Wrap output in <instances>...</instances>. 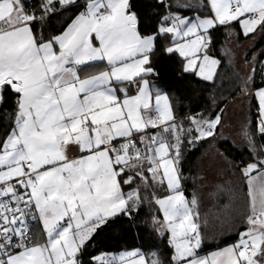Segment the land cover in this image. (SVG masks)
Returning a JSON list of instances; mask_svg holds the SVG:
<instances>
[{"label": "snow or ice", "instance_id": "snow-or-ice-1", "mask_svg": "<svg viewBox=\"0 0 264 264\" xmlns=\"http://www.w3.org/2000/svg\"><path fill=\"white\" fill-rule=\"evenodd\" d=\"M237 25L264 31V0H0V264H264V62L253 57L241 86L258 101L243 130L251 158L216 150L247 182L246 228L210 259L183 166L226 142L224 110L182 112L160 83L175 58L214 81L215 34L229 41ZM146 207L166 248L90 252L106 228H139Z\"/></svg>", "mask_w": 264, "mask_h": 264}, {"label": "trees", "instance_id": "trees-1", "mask_svg": "<svg viewBox=\"0 0 264 264\" xmlns=\"http://www.w3.org/2000/svg\"><path fill=\"white\" fill-rule=\"evenodd\" d=\"M138 4L145 3L146 0H136ZM239 37V26L236 27ZM217 43L213 51V55L221 60L220 68L217 76L213 82L202 81L198 77H194L190 74H182L179 58L165 61L160 67L161 83L168 91L170 97L174 101H178V110L187 112L189 109L192 111L210 110L212 114L219 112L221 109L225 111L228 103L232 101L235 96L241 94V86L243 82V76L240 74L235 62L227 59L223 54V47L227 41L224 38V30L217 32ZM264 44V36L254 46L253 50L257 51ZM254 53V52H253ZM263 53V52H261ZM261 53L257 56V60L264 62V55ZM256 83H260V75L256 76ZM251 114L253 127L255 128L258 116V104L255 98H252L251 102ZM223 111V113H224ZM226 142L218 141L215 145L220 151H224L225 148L229 149V158L237 162L241 159H250V153L246 145H237L232 142L230 138L225 137ZM258 144H264V141L259 140ZM213 144L203 143L199 146L198 150H192L187 155V160L183 166V172L188 179L183 181L185 193L191 198L194 194L196 182L198 179L201 157L205 151H207ZM231 177L227 181L229 184L228 190H222L220 192L219 205L216 206L214 212H209L206 215L200 210L201 221L203 227V234L205 236L204 245L206 248L221 246L238 236V232L245 228L243 213L246 211L247 206L240 207L235 206L234 211L240 212V216H233L230 219H226L223 215L227 206L223 205L224 199L227 201L238 200L240 195L246 193V181L241 178L240 173L231 168ZM230 195V196H229ZM243 198V197H240ZM155 209L149 210L147 207L140 213V227L134 229H127L126 227L115 226L112 228H106L103 232H100L95 240V247L90 249L93 255H99L103 252L121 251L124 249L140 248L144 251L149 249L166 248V242L161 245L160 241L151 234V229L146 227L143 223L144 220L151 217ZM220 214V219L218 218ZM242 215V216H241ZM217 216V217H216ZM222 217V218H221ZM239 225V231L232 233L231 231L236 225ZM38 227V225H37ZM37 227L35 234H37ZM231 229V230H230ZM230 231L232 234H230Z\"/></svg>", "mask_w": 264, "mask_h": 264}, {"label": "rangeland", "instance_id": "rangeland-1", "mask_svg": "<svg viewBox=\"0 0 264 264\" xmlns=\"http://www.w3.org/2000/svg\"><path fill=\"white\" fill-rule=\"evenodd\" d=\"M230 49V53L225 55V52ZM254 52V53H253ZM256 52L252 48V43L242 42L233 38L231 35L229 41L223 47L224 56L233 60L240 72V74L245 78L249 73V65L253 63V57H256ZM236 101V100H235ZM239 103L232 104L229 103L227 109L223 114V124L222 129L223 136H230L235 138L240 132V129L244 130L249 127L252 122V108L250 107V112L246 113L244 111L238 112L235 109L234 115L232 112L233 108L238 107ZM240 106V105H239ZM253 130V129H252ZM251 131V128L249 129ZM238 142V141H236ZM237 145L243 146V141L237 143ZM217 147L212 145L201 157L200 169L198 174V179L196 182V187L194 189V194L198 197L200 202V210L206 215L209 212H214L217 208L214 204V196L220 193L217 187L224 186L231 177L232 169L228 167L225 162L216 155ZM222 191V190H221ZM126 252V251H125ZM120 254L114 255L117 258ZM112 255L109 254V257Z\"/></svg>", "mask_w": 264, "mask_h": 264}, {"label": "crops", "instance_id": "crops-1", "mask_svg": "<svg viewBox=\"0 0 264 264\" xmlns=\"http://www.w3.org/2000/svg\"><path fill=\"white\" fill-rule=\"evenodd\" d=\"M240 29V28H239ZM240 34L243 36L242 38H240L239 37V35H237V30H236V28L233 30V32H232V34H233V38H235L236 40H239V41H242V42H248V43H252V48H254V46L261 40V38L264 36V31H262V30H260L259 28L257 29V31H256V33H254V34H250L248 37H245L243 34H242V30L240 29ZM258 51L259 52H256L257 54H256V57L261 53V52H263L264 53V44L261 46V48H259L258 49ZM216 57V56H215ZM217 58V57H216ZM81 68H82V72H81V75H84L85 73H87V72H95V71H97L98 69L96 68V67H89V66H87V65H85V66H81ZM219 68H220V66L218 67V69H217V73H218V71H219ZM216 78V77H215ZM215 80V79H214ZM207 82H213V81H207ZM161 83V82H160ZM161 85L163 86V84L161 83ZM163 88H164V86H163ZM165 89V88H164ZM166 90V89H165ZM167 91V90H166ZM168 92V91H167ZM169 94V93H168ZM252 98H254V97H249V96H246V95H244L243 93H241V94H239L238 96H235V98H233L232 99V101L230 102V103H232V104H236V103H239L238 104V107H235V108H233V110H232V112H234L235 111V109H237L238 110V112H240V111H244V112H246V113H248V112H250L249 110H250V107H251V102H252ZM236 100V101H235ZM256 100V99H255ZM256 102H257V104H258V101L256 100ZM240 105V106H239ZM227 106H229V103H228V105ZM226 109H227V107H226ZM225 109V110H226ZM225 112V111H224ZM224 114V113H223ZM237 113L236 112H234V115H236ZM251 128V131H254L255 130V128L253 127V125H251V124H249V127L247 128L248 130ZM253 129V130H252ZM222 131V130H221ZM226 137H228V138H230L231 139V141L232 142H234V143H240V141H243V145H246L247 146V144H246V141L243 139V130L242 129H240V132L236 135V137L235 138H232V137H230V136H226ZM236 141H238V142H236ZM246 181V180H245ZM246 183V193L242 196V195H240L239 197H238V200H236V199H233V201H227L228 199H224V203H223V205H225V206H227V208L224 210L225 212L223 213V215L226 217V219H230L231 217H235V216H240V212H238L237 211V213L234 211V208L233 209H230L232 206L233 207H235V206H237L239 209H240V207L242 206V207H244V206H247V203H248V196H247V182H245ZM228 190V189H230L229 188V184L228 183H226L224 186H221V187H217V190H220V192H221V190ZM185 195H186V197L188 198V199H191L186 193H185ZM230 196V195H229ZM240 197H243V198H240ZM219 198H220V193H217L215 196H214V204H215V206H218L219 205ZM200 210V209H199ZM242 216V215H241ZM217 217V216H216ZM220 217V214H218V218ZM222 218V217H221ZM220 219V218H219ZM245 228H246V226H245ZM245 228L244 229H242L241 231H243V230H245ZM239 225L237 224L231 231H233L232 233H237L239 230ZM41 230H42V225L40 224V222L38 223V227H37V235H39L40 234V232H41ZM231 231H230V234H232L231 233ZM241 231H239L238 232V236L234 239V240H232V241H230V242H228V243H226V244H223V245H221V246H216V247H210V248H206L205 247V245L203 244L202 245V248H201V250H200V255L201 256H207V257H209V259L211 258V254L212 253H214V252H218V251H222L224 248H226V247H229V246H232V245H234V244H236L237 242H238V240H239V233L241 232ZM136 249H139L141 252H143L144 254H148V253H150V251H152V250H155V249H149L148 251H144L143 249H140V248H133V249H124V250H121V251H112V252H103V253H101V254H104V253H106V254H108V256H109V254L110 255H112V256H114V255H118V254H121V253H123V252H127V251H133V250H136ZM100 255V254H99Z\"/></svg>", "mask_w": 264, "mask_h": 264}, {"label": "built area", "instance_id": "built-area-1", "mask_svg": "<svg viewBox=\"0 0 264 264\" xmlns=\"http://www.w3.org/2000/svg\"><path fill=\"white\" fill-rule=\"evenodd\" d=\"M38 223H39L38 220H36V221L29 220V225H30V228H31L33 233H35V229H36Z\"/></svg>", "mask_w": 264, "mask_h": 264}]
</instances>
